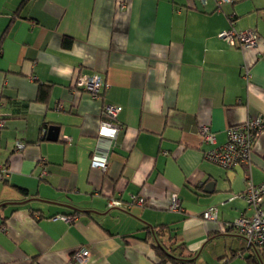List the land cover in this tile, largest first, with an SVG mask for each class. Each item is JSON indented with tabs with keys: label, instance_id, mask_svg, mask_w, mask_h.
<instances>
[{
	"label": "crops",
	"instance_id": "obj_1",
	"mask_svg": "<svg viewBox=\"0 0 264 264\" xmlns=\"http://www.w3.org/2000/svg\"><path fill=\"white\" fill-rule=\"evenodd\" d=\"M231 27L256 30L258 46L221 41ZM96 75L99 100L75 86ZM105 105L122 129L102 173L90 159ZM252 116L264 117V0H0V264H77L82 247L83 264H174L153 245L192 264H264V249L223 228L253 213L232 197L247 175L264 181V135L249 168L230 172L199 136L207 125L223 145ZM132 195L145 206H107Z\"/></svg>",
	"mask_w": 264,
	"mask_h": 264
},
{
	"label": "built area",
	"instance_id": "obj_2",
	"mask_svg": "<svg viewBox=\"0 0 264 264\" xmlns=\"http://www.w3.org/2000/svg\"><path fill=\"white\" fill-rule=\"evenodd\" d=\"M204 4L207 0H198ZM220 8L222 5L229 4L231 0H214ZM122 7V5H120ZM218 38L231 47H238L240 49L252 48L255 49L259 43V35L256 30L249 29L244 31H237L231 27L230 29L221 31ZM248 72H246V77ZM75 86L86 93L93 99L99 100L103 91L108 88L100 76H85L78 77L75 81ZM120 108L113 105H105L102 109L98 139L102 142L101 152H95L90 159V166L105 173L107 170V161L109 153L115 144L117 133L122 129L117 117ZM4 125V120L0 119V130ZM226 142L223 145L216 144L215 134L207 125L199 127V136L203 144L208 146L204 152V158L221 167L227 172L235 169L249 168L251 155L258 139L264 135V117L252 116L248 117L242 124L231 126L225 131ZM67 145L70 144V139L64 138ZM23 144L15 143V151L22 149ZM7 178L6 171H0V180ZM232 198H240L253 210L249 218L241 217L232 223L224 225V229L233 230L240 235L245 243L246 249H264V181L255 184L251 177H245V188L241 194ZM146 201L143 197L131 196V203L122 205V203L115 199L108 201V208L129 209L132 206L142 208ZM181 201L176 194H173L168 210L171 212L180 211ZM54 219H60L64 222L71 223L76 220L75 216L65 217L56 216ZM204 221L215 222L216 210L214 208H207L202 213ZM88 249L80 248L71 254V260L77 264H83L88 257Z\"/></svg>",
	"mask_w": 264,
	"mask_h": 264
},
{
	"label": "trees",
	"instance_id": "obj_3",
	"mask_svg": "<svg viewBox=\"0 0 264 264\" xmlns=\"http://www.w3.org/2000/svg\"><path fill=\"white\" fill-rule=\"evenodd\" d=\"M24 1H27V0H24ZM22 193L25 195L24 192H22ZM153 250H154L157 258L160 259L161 261L169 260L174 264H192L193 263V261H190V260H181V259L172 258L167 254L166 251L163 250V248H161L160 246H157V245H153Z\"/></svg>",
	"mask_w": 264,
	"mask_h": 264
},
{
	"label": "water",
	"instance_id": "obj_4",
	"mask_svg": "<svg viewBox=\"0 0 264 264\" xmlns=\"http://www.w3.org/2000/svg\"><path fill=\"white\" fill-rule=\"evenodd\" d=\"M58 129L59 128L56 126L49 127L47 139H49L51 141H55L57 139Z\"/></svg>",
	"mask_w": 264,
	"mask_h": 264
}]
</instances>
